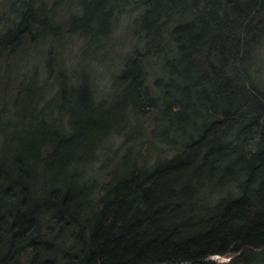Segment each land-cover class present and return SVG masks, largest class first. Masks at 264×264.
Returning <instances> with one entry per match:
<instances>
[{
    "label": "trees",
    "instance_id": "1",
    "mask_svg": "<svg viewBox=\"0 0 264 264\" xmlns=\"http://www.w3.org/2000/svg\"><path fill=\"white\" fill-rule=\"evenodd\" d=\"M0 8V264H264V0Z\"/></svg>",
    "mask_w": 264,
    "mask_h": 264
},
{
    "label": "rangeland",
    "instance_id": "2",
    "mask_svg": "<svg viewBox=\"0 0 264 264\" xmlns=\"http://www.w3.org/2000/svg\"><path fill=\"white\" fill-rule=\"evenodd\" d=\"M2 2V0H0V3ZM63 9H58L56 12H57V16H56V21L64 26V24L66 23L65 21L68 19V17L73 13V11H76L77 13V9H73V10H67L66 7V3L62 6ZM1 9V8H0ZM70 12V13H69ZM73 15V14H72ZM130 20V18L127 20V16H125L123 19H122V25L120 26V30H117V32L114 33V37H116V41H118V45H116V47H112V46H108V49L106 51H103L102 50V53L106 54V56L110 55V58H112V60L114 59V65L110 66L109 64V60H107L105 62V69L104 68H101L99 67L98 64L94 65V64H91L88 62V65L85 66L84 69L87 70V72L91 75L92 77V81L95 82V84L101 88V91L97 92V98L99 99L100 98H104L103 97L105 95V93H103L102 89L104 88L105 86V83H107V77H106V81L104 82V85H101V79H103L106 75H108V72L110 71V69H108L109 67H115V69L118 71V68L120 67L119 65L122 63V59H123V55L127 52H129L131 49H132V41H131V38L130 36L125 32L124 30V27H123V24H127V22ZM128 36V37H127ZM81 45L80 43L77 42V47L73 50V53H65L63 52L61 49L56 51V61L55 64H56V70L57 71H60L61 69V64L63 65L64 68H74L76 67L79 68L81 67V64H82V60L81 59ZM117 52V54L115 53ZM45 54V53H44ZM44 55L42 54L41 57H39L38 59H43ZM264 60V59H263ZM261 60L263 63L264 61ZM81 61V63L79 62ZM111 61V60H110ZM31 62L32 61H29L28 62V67L26 68H23V72L20 73V76H16L15 75V80L17 78H20L22 75L23 77H25L27 75V73H29L28 75L29 76H32L33 74H35L37 72V67H39L37 65V63L31 65ZM42 62V61H41ZM104 65V64H103ZM119 66V67H118ZM83 68V67H82ZM81 68V69H82ZM264 69V68H263ZM40 71V70H39ZM38 71V73H39ZM116 72V71H115ZM40 74H41V71H40ZM27 75V76H28ZM42 76V74H41ZM7 82V81H6ZM7 84H10L11 86H9L10 88V93L12 94V98L14 99L17 95V88H18V84H15V82H13V80H8ZM102 86V87H101ZM17 87V88H16ZM13 89V90H12ZM212 261H215V262H218L220 264H228L231 259L229 258H223V257H214L212 258Z\"/></svg>",
    "mask_w": 264,
    "mask_h": 264
}]
</instances>
